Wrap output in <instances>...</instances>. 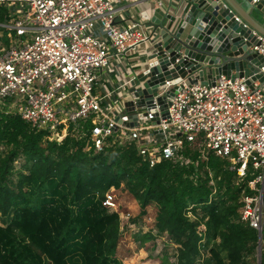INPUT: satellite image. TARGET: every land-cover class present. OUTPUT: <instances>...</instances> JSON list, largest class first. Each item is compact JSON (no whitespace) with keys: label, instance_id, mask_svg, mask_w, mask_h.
<instances>
[{"label":"built area","instance_id":"2783aa9c","mask_svg":"<svg viewBox=\"0 0 264 264\" xmlns=\"http://www.w3.org/2000/svg\"><path fill=\"white\" fill-rule=\"evenodd\" d=\"M144 3L153 9L141 11L139 22L117 25ZM161 6L162 0H0V111L19 116L54 141L63 138L69 124L90 121L85 150L100 152L115 137L119 145H135L149 168L161 161L186 164V147L196 149L202 161L209 155L228 161L239 179L251 167V194L242 196L239 214L260 233V254L264 81L252 77H264V37L252 33L247 48L263 61L252 77L232 72L210 84L178 78L157 84L146 98L137 76L156 44L153 32L145 31L151 28L147 23ZM124 71L128 77L120 84L104 85L110 72ZM112 191L102 205L118 213Z\"/></svg>","mask_w":264,"mask_h":264},{"label":"trees","instance_id":"16d2710c","mask_svg":"<svg viewBox=\"0 0 264 264\" xmlns=\"http://www.w3.org/2000/svg\"><path fill=\"white\" fill-rule=\"evenodd\" d=\"M90 128V121L69 124L54 141L0 111V216L9 220L0 226V264H70L68 241L78 233L82 264H122L119 214L102 205L122 187L138 202L139 218L155 205L157 236L175 246L174 261L163 252L158 264H256L257 232L239 214L242 196L251 194V167L237 182L228 161L213 155L202 161L186 147V164L149 168L135 145H119L115 137L100 152L85 150ZM138 239V247L151 242L155 249L151 232Z\"/></svg>","mask_w":264,"mask_h":264},{"label":"water","instance_id":"95a60500","mask_svg":"<svg viewBox=\"0 0 264 264\" xmlns=\"http://www.w3.org/2000/svg\"><path fill=\"white\" fill-rule=\"evenodd\" d=\"M258 4L256 10L264 11V1ZM183 5L181 21L175 15L156 9L147 23L156 44L142 59L145 68L142 66L137 76L146 98L155 93L157 84L178 78L210 84L221 75L231 76L232 72L239 78L257 73L256 67L263 61L247 48L252 30L264 37V26L246 16V11L243 10L244 14L238 8L237 0H181L178 9ZM254 79L264 81L259 75L252 77ZM173 93L174 89L167 96ZM124 106L129 108L131 103ZM257 236L259 244L260 233Z\"/></svg>","mask_w":264,"mask_h":264},{"label":"rangeland","instance_id":"374dc122","mask_svg":"<svg viewBox=\"0 0 264 264\" xmlns=\"http://www.w3.org/2000/svg\"><path fill=\"white\" fill-rule=\"evenodd\" d=\"M186 33V32H185ZM145 67L143 66L142 69ZM125 78L128 77L124 76ZM21 161L15 163L16 167L20 166ZM253 176V174L251 175ZM243 179L237 180L241 182ZM55 185H53L54 187ZM113 189L110 190V192ZM117 202V212L120 217V231L122 236L120 237L119 244L116 251V258L122 262V264H154L155 260L159 261V257L163 252H167L173 259L175 253V246L167 243L166 238L158 237L155 230V215L156 207L151 204L147 207L146 215L139 218L140 209L139 204L135 201L130 194H128L123 187L119 190L112 191ZM51 196H44V199L49 200ZM80 211L75 209V213L78 214ZM9 220L0 216V226H7ZM151 232L156 235L155 249L152 248V243L147 242L142 248L138 247L139 239L136 240V236H144ZM263 240H264V229H263ZM75 239L68 241L69 254L67 260L70 264H82L80 259V250L82 248L81 237L82 234L78 233ZM263 244V243H262ZM260 255V256H259ZM264 256V245L259 254V247L256 249V264H261V257Z\"/></svg>","mask_w":264,"mask_h":264},{"label":"crops","instance_id":"0c3cea01","mask_svg":"<svg viewBox=\"0 0 264 264\" xmlns=\"http://www.w3.org/2000/svg\"><path fill=\"white\" fill-rule=\"evenodd\" d=\"M237 2L239 5L238 8H241L242 12H243V10H244V12L246 11V14H247L246 16H248V17L251 16L252 19H254V21H256L260 25L264 26V11L263 10H260V11L256 10V6H255L256 3L254 4L252 1L249 2L247 0H237ZM171 3H172V5H170ZM179 3H181V0H162V6L160 7V9L163 11L164 14L169 13V14L175 15L181 21L183 19L182 10L184 9V5L186 6V4H184L183 6H181L178 9ZM257 5H259V4L257 3ZM152 9H153L152 4H148V3H144L143 5H141L137 8H135V7L131 8L130 14L126 13V15H127L126 20L127 21L126 22L118 21L117 25L127 26L130 23L139 22V15H140L141 11L150 12V10L152 11ZM145 31L150 33V32H152V28L149 27ZM252 33L257 34L254 30H252ZM124 76H127V72H125V71L121 72V73H117V74H113L112 72H110L108 77H106L107 80L104 83V85L108 89H112L116 85L120 84L125 79ZM158 263L159 262L156 259L154 264H158Z\"/></svg>","mask_w":264,"mask_h":264},{"label":"bare ground","instance_id":"6f19581e","mask_svg":"<svg viewBox=\"0 0 264 264\" xmlns=\"http://www.w3.org/2000/svg\"><path fill=\"white\" fill-rule=\"evenodd\" d=\"M176 75H178V73H176Z\"/></svg>","mask_w":264,"mask_h":264}]
</instances>
